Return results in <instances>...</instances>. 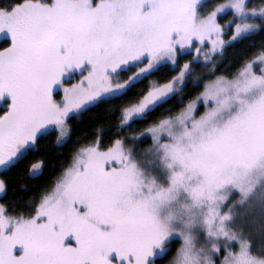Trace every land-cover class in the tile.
I'll return each instance as SVG.
<instances>
[{"label": "snow or ice", "instance_id": "6c2138e0", "mask_svg": "<svg viewBox=\"0 0 264 264\" xmlns=\"http://www.w3.org/2000/svg\"><path fill=\"white\" fill-rule=\"evenodd\" d=\"M0 264H264V0H0Z\"/></svg>", "mask_w": 264, "mask_h": 264}, {"label": "trees", "instance_id": "16d2710c", "mask_svg": "<svg viewBox=\"0 0 264 264\" xmlns=\"http://www.w3.org/2000/svg\"><path fill=\"white\" fill-rule=\"evenodd\" d=\"M250 3H259V0H249ZM235 56V50L229 48L225 51L223 56V61L227 62ZM106 106L102 108L92 109L88 112H85L83 116L77 121L76 124V133L83 134L90 132L94 126L97 125L99 121H105L106 123H113L110 117L106 116ZM68 144L57 145L52 142L47 146V158L48 165L45 171V177L56 171V166L59 165L60 161L64 156L67 155ZM40 180H28L25 178L23 181L25 187H17L14 193H9V195L19 196L21 198L27 197L32 191V185L40 183Z\"/></svg>", "mask_w": 264, "mask_h": 264}, {"label": "rangeland", "instance_id": "374dc122", "mask_svg": "<svg viewBox=\"0 0 264 264\" xmlns=\"http://www.w3.org/2000/svg\"><path fill=\"white\" fill-rule=\"evenodd\" d=\"M257 243H259V240L257 239Z\"/></svg>", "mask_w": 264, "mask_h": 264}]
</instances>
